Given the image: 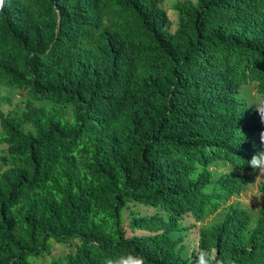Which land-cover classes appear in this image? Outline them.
<instances>
[{"label":"trees","instance_id":"trees-1","mask_svg":"<svg viewBox=\"0 0 264 264\" xmlns=\"http://www.w3.org/2000/svg\"><path fill=\"white\" fill-rule=\"evenodd\" d=\"M163 1L5 0L0 264H264V0Z\"/></svg>","mask_w":264,"mask_h":264},{"label":"rangeland","instance_id":"rangeland-1","mask_svg":"<svg viewBox=\"0 0 264 264\" xmlns=\"http://www.w3.org/2000/svg\"><path fill=\"white\" fill-rule=\"evenodd\" d=\"M174 0H164L163 1V7L166 10L167 16L169 18V29L173 30L175 28V15L172 9V3ZM243 95L246 97L247 99V103L250 106L253 105H257L258 101H259V95L256 93L255 91V85L254 84H249L247 86H245L242 90ZM8 94V93H7ZM10 96V100L9 101H3L1 104V108L4 111L9 110L10 108H12L13 106L16 105V103L18 101H16V99L18 98V96L20 95L19 92H14L11 94ZM262 173L260 172L258 169L254 171V176H253V180L248 183L244 190H242L238 195L236 196H231L229 198L228 201H226V203H229L230 201L236 200L238 202H240L241 204L248 206L250 210H256V208L260 205V194L257 190V183L258 181L261 180L262 178ZM139 211L144 212V213H151L154 210L151 208H146L144 206H135ZM213 216V214L208 215L206 217V219L204 220L207 221L208 219H210ZM127 209L123 211V227L127 228ZM185 243L187 244L186 248L187 249H191L194 245H195V232H194V228H190L187 229V234L185 235ZM56 251H58V248H56Z\"/></svg>","mask_w":264,"mask_h":264},{"label":"clouds","instance_id":"clouds-1","mask_svg":"<svg viewBox=\"0 0 264 264\" xmlns=\"http://www.w3.org/2000/svg\"><path fill=\"white\" fill-rule=\"evenodd\" d=\"M4 8L5 0H0V12H2ZM252 107L254 109L256 108L262 128V131H258L255 136L257 139H260L261 144H264V109L258 108V104L256 106L253 105ZM247 163L254 171L258 169L260 172H264V151L256 152ZM107 264H148V262L143 255L132 252L118 258L115 262L109 260L107 261ZM197 264H212V260L207 251L201 250L199 257L197 258Z\"/></svg>","mask_w":264,"mask_h":264}]
</instances>
